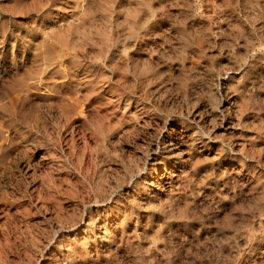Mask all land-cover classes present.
<instances>
[{
	"label": "rangeland",
	"instance_id": "obj_1",
	"mask_svg": "<svg viewBox=\"0 0 264 264\" xmlns=\"http://www.w3.org/2000/svg\"><path fill=\"white\" fill-rule=\"evenodd\" d=\"M0 264H264V0H0Z\"/></svg>",
	"mask_w": 264,
	"mask_h": 264
},
{
	"label": "bare ground",
	"instance_id": "obj_2",
	"mask_svg": "<svg viewBox=\"0 0 264 264\" xmlns=\"http://www.w3.org/2000/svg\"><path fill=\"white\" fill-rule=\"evenodd\" d=\"M160 145V144H159ZM166 168V167H165Z\"/></svg>",
	"mask_w": 264,
	"mask_h": 264
}]
</instances>
